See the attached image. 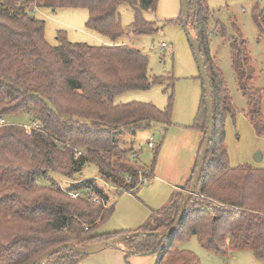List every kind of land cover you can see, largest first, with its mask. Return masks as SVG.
<instances>
[{"label": "trees", "instance_id": "16d2710c", "mask_svg": "<svg viewBox=\"0 0 264 264\" xmlns=\"http://www.w3.org/2000/svg\"><path fill=\"white\" fill-rule=\"evenodd\" d=\"M158 0H0V117L28 115L38 128L26 133L24 126L0 127V264H33L41 254L62 244L86 249L124 235L97 234L111 215L108 194L95 180L73 181L65 189L50 173L74 179L89 166L100 180L118 194L133 193L140 182L138 151L123 150L116 138L126 129L150 130L154 123L170 124L174 78H149V60L140 50L118 45L92 47L70 43L66 33H56L57 46L44 39V22L34 18L35 8H69L88 12L86 28L115 41L124 32L119 8H132L134 36L152 35L156 25L143 14L156 10ZM189 18L211 82L213 130L204 170L194 196L186 206L177 230L162 238L145 233L170 228L184 202L194 170L171 201L153 212L139 234L120 243L132 255L159 254L156 264H201L178 244L196 237L202 248L219 256L250 250L264 260V168L241 165L231 168L224 144L225 119L236 110L223 77L209 55L208 25L212 15L205 0H188ZM254 22L264 33V10ZM182 24V14H181ZM236 30L230 44L232 68L239 90L247 99L246 118L259 136L264 135L261 90H251L254 77L245 42ZM163 85L167 106L114 104L125 92L146 91ZM207 132V111L202 99L191 127ZM133 129V130H132ZM80 152V154H79ZM197 162V161H196ZM149 177H147L148 179ZM151 178V172H150ZM208 198L218 204L215 206ZM84 255L69 250L52 255L44 264H77Z\"/></svg>", "mask_w": 264, "mask_h": 264}, {"label": "rangeland", "instance_id": "374dc122", "mask_svg": "<svg viewBox=\"0 0 264 264\" xmlns=\"http://www.w3.org/2000/svg\"><path fill=\"white\" fill-rule=\"evenodd\" d=\"M205 5L212 15L208 25L211 33L209 55L223 77L228 96L237 112L234 117L228 115L225 119L224 144L229 165L231 168L241 165L264 168V135H257L246 118L247 99L239 90L230 51V44L238 30L254 70V77L248 86L251 90L262 91L261 113L264 116V33L258 30L253 19L255 14L264 10V0H205ZM181 12V0H158L154 12L143 14L146 21L156 25L157 32L134 36L128 29L134 21V12L132 8L122 5L119 15L124 32L115 41L86 28L88 12L85 9L35 8L31 13L34 18L44 22V39L49 46H57L56 33L63 31L70 43L92 47H133L148 57L149 78L171 76L175 80L169 125L154 123L150 130L126 129L116 138L123 150L138 151L136 165H133L130 157V161H127L141 174V183L135 192L118 194L100 180L94 166L84 168L73 180L50 173L47 179L37 181L48 184L51 179L65 189L76 180H95L108 194L106 206L113 208L112 215L98 226L97 234H129L139 230L153 212L161 210L171 201L177 188L184 185L192 165L196 164L202 134L191 127L202 99V81L193 49L181 24ZM195 25L194 19L189 18L187 27L193 39L196 36ZM163 89V85L154 84L146 91L125 92L114 99V104L140 102L163 110L168 100ZM7 122L27 127L31 125L28 115L8 117ZM149 142L153 148L148 147ZM183 191L180 189L179 193ZM208 200L222 207L214 200ZM177 246L180 250L193 253L201 264H264V260L256 259L250 250L216 255L202 248L196 237ZM158 257L157 253L129 254L126 257L125 252L112 247L84 256L77 264H156Z\"/></svg>", "mask_w": 264, "mask_h": 264}, {"label": "water", "instance_id": "95a60500", "mask_svg": "<svg viewBox=\"0 0 264 264\" xmlns=\"http://www.w3.org/2000/svg\"><path fill=\"white\" fill-rule=\"evenodd\" d=\"M197 1V0H196ZM181 9H182V26L184 28V31L187 35L188 41L193 49L194 53V58L197 64V68L199 71L200 79L203 84V91H204V96H205V104H206V111H207V132L205 134L203 144L200 150V153L197 158L194 174L192 177V181L190 184V187L188 191L186 192L184 196V202L182 203L179 212L170 228L164 231H159V232H152V233H145L147 235H155V236H160L162 238H169L178 228L181 220L184 217V213L186 211V206L191 200L192 196H194L196 188L199 184V181L201 179L203 170H204V165H205V160H206V155L208 152V147L210 144V141L212 139V130H213V100H212V92H211V82L208 77V74L206 72L205 64L203 62L202 56H201V49L200 45L197 41V38L193 39L190 36V33L188 31V20H189V8H188V0H181ZM139 232H134V233H129V234H124L116 238H112L108 241L101 242L99 244L93 245L91 247H88L86 249H83L81 247H76L71 244H62L60 246H57L51 250H48L47 252L41 254L38 256L33 264H44L48 258H50L52 255L59 253L60 251L63 250H69L73 253L79 254V255H92L95 253H98L100 251H103L113 245L120 244L127 239H131L135 236H137Z\"/></svg>", "mask_w": 264, "mask_h": 264}, {"label": "built area", "instance_id": "2783aa9c", "mask_svg": "<svg viewBox=\"0 0 264 264\" xmlns=\"http://www.w3.org/2000/svg\"><path fill=\"white\" fill-rule=\"evenodd\" d=\"M162 46L164 47V44H163ZM9 124H10V123L7 122V118L0 117V127H1V126H5V125H9ZM24 128H25V130H26V133L29 134L30 131H31L32 129H36V128H38V124L35 123V122H32L31 125H30L29 127L24 126ZM148 147H149V148H153V144H151V142H149V143H148ZM79 154H80V152H79Z\"/></svg>", "mask_w": 264, "mask_h": 264}, {"label": "crops", "instance_id": "0c3cea01", "mask_svg": "<svg viewBox=\"0 0 264 264\" xmlns=\"http://www.w3.org/2000/svg\"><path fill=\"white\" fill-rule=\"evenodd\" d=\"M194 165H195V164L192 165V167H191V171H190V173H189L188 178H187L186 181L184 182V185H185L186 182L189 180V178H190V176H191V174H192V171L194 170ZM182 186H183V185H182ZM182 186L178 187L176 191H179L180 188H181ZM176 191H175V192H176ZM112 247H115V249H119L120 251H123V252H125V253L127 252V249H126V248L124 247V245H122V244H116V245H113V246H111V247H109V248H112Z\"/></svg>", "mask_w": 264, "mask_h": 264}]
</instances>
